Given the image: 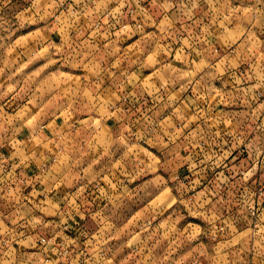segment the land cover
I'll list each match as a JSON object with an SVG mask.
<instances>
[{
	"label": "rangeland",
	"instance_id": "1",
	"mask_svg": "<svg viewBox=\"0 0 264 264\" xmlns=\"http://www.w3.org/2000/svg\"><path fill=\"white\" fill-rule=\"evenodd\" d=\"M218 1L221 15L225 16L219 23V30L216 29L219 38L218 48L225 55L228 54L225 58L227 61L230 59L226 63L231 67L227 68L229 71L241 69L244 72V69L248 70L246 75H242L246 76V84L240 74L222 78L221 75L228 73H224L222 70L224 61L218 64L219 67L215 65L218 68L216 70L207 62L208 66L203 71V77L199 79L198 83L200 87L206 86L203 93L199 92V89L197 91V84L194 89L189 91L196 80V73L189 71L193 67L187 62L184 63L185 60L183 61L178 56L167 61V65L161 68V72L167 75V98L172 103L170 107L167 104V115L172 113L167 117V131L178 132L177 130H181L184 134L190 132L188 135L193 137L196 134L209 135L213 133L217 130L213 124L214 115L211 113L206 115L207 111H199V107L193 109V111L198 110L197 113L190 120L187 119L185 124L179 121L181 113H188L189 109L178 101L181 100L182 95H189L190 99L198 100V103H193L197 105L201 104L202 100L214 101L218 96H221L224 104L219 103V107L227 109L225 106H228V111L236 118L234 123L226 124L235 138L238 135L241 136V139L235 142L236 148L242 144L247 145L248 148V153L236 155V159L231 160L230 163L241 167H243L242 165L261 167V180H264V0ZM67 2L71 3L69 0H24L22 5L29 6L27 13L18 14L15 12L22 9V6L11 10L7 8L0 12V22L8 24L4 23L6 25L4 27L0 25V134L7 135V137L11 134L17 137L16 147L18 148L14 152L7 153L0 145V188L2 189L0 190V200L5 201V197L12 196L13 193L19 196L18 192H23V190L26 192V182L20 181L25 178L23 177L24 170L37 175V172H32L30 168L36 167L43 157L54 155L57 145L52 135H61L63 145L68 144L67 150H73L74 143L79 138L83 145L75 146L74 151L77 154L76 158L80 157V159L76 160L75 158L73 161H68L67 164L71 165L66 167L56 164L50 172L48 171L49 174L42 178L37 175L39 179L45 180L46 185H50L52 182L57 183L54 184V191L51 186L48 190H43L50 194L51 198L43 199L39 193L31 195V201L24 199L27 201L26 206L30 213H36L38 210V214L41 216H35L37 227H40L38 230L40 234L57 232L56 230L62 223V209L70 211L71 202L74 203L76 196L83 195L85 189L90 187L93 182L100 180L102 176L101 180L112 185L110 200H123L121 210L116 214L118 220L113 218L115 215L110 216V203L106 205L107 207L103 206L104 201L94 204V210L99 208L103 213H107L113 224H115L114 222L118 226L121 223L125 224V230L137 228V224H133L137 219L140 229L168 230L167 237L161 238L159 246L152 253L153 256L148 257V254H141L140 257L132 252L133 247L128 246L127 249L118 244L117 246L113 245L102 264H198L196 256L199 247L206 244L209 238L208 236L200 238L198 225L202 223V219L198 215L200 211L195 209L197 204H193L194 200L191 196L189 197L190 201L188 200V195L182 193L178 184V182H183L174 178L176 170L179 169L177 161L180 159L170 158V154L167 153V161L164 160L165 158L160 152L164 150L166 143L160 138L151 140L142 138L133 141L131 139L133 131H135V124L131 123L133 115L128 119L130 123L125 121L120 124L121 121H116L114 112L110 115V112L107 111L106 114L108 113L111 117L103 120L95 119L92 116L83 120L85 109L78 111L77 115L74 114L75 98L89 95L85 94L84 89H78L83 92H75L70 89L72 85L77 88L83 87V78L74 75L75 72L83 73L85 70L96 67L101 69L106 65L110 67L112 62L106 64L105 60L90 61V52L95 53L99 50L98 48L89 49L83 44L79 47L73 46L68 35L63 34V29H59L60 34H56L58 26L51 23V20L56 16L55 23H57L58 19L66 17L64 12H61L60 16L59 11L63 10L62 8L67 5ZM17 4L19 5V2ZM131 41H133L132 37L128 39V43ZM153 46L148 41L141 39L127 46L126 51L129 53L132 50L131 53L135 54L133 56L139 58L144 56L145 61L142 63L145 68H152L158 63L154 58L155 53L161 51L158 46L157 48H153ZM211 58L213 57H209V60ZM256 58L257 60H255ZM163 76L161 75L162 81ZM147 78H151V75ZM244 85H250V93L248 92L246 95L243 91ZM187 86L190 88L187 89ZM257 91L261 92V96L258 98ZM248 94L251 95V103H249ZM245 101L246 107L243 108ZM128 104L130 106V103ZM249 104L250 108H248ZM131 111L129 110V112ZM78 115L80 118H77ZM194 116L196 118L201 116L199 118L205 120L206 125H200L196 129V126L192 124L196 121ZM209 116L212 118L207 119ZM56 119L59 120L58 123ZM197 121L199 122V120ZM177 122L180 125L184 124L182 129L176 124ZM30 133H32L31 137H29ZM25 135L26 138L23 137ZM82 141L88 144L90 149L97 151L101 148V152H104L101 154V159L99 158V164L105 166V174L95 175L94 172H91L92 170H88L90 165L85 167L84 155L80 152L84 146ZM172 143L181 146L180 155L186 156L191 153L192 156L199 158L193 163L211 164V153L202 156V152L197 151L199 144L196 141H191L188 137L184 138L180 144L170 141L167 142V150L173 146ZM134 148H137L140 153L137 158L128 155ZM23 151L24 153L28 152V155L25 156ZM170 151L173 153L174 150ZM21 152L24 155L20 156ZM32 152L37 153L32 154ZM53 158H49V162L44 163V169L49 168L50 163L57 162V159L52 160ZM202 158H205V161H200ZM219 163L221 160H218L217 164ZM67 167H69L68 171H66ZM45 172L42 174L45 175ZM56 174L59 177L52 176ZM122 178L124 186L120 183ZM8 189L12 191L9 195ZM38 191L36 190V192ZM2 194L3 196H1ZM15 199L17 198L15 197ZM0 213H5L3 205L0 206ZM133 214L136 215L135 220L133 221L132 218L128 220ZM15 215L17 214L15 213ZM20 217L21 215L18 214L17 218ZM8 221L0 220V264H37L40 255L28 250L33 245L32 241L35 238L33 233L30 237H19L16 235L19 230L10 231L7 229V226L12 228L18 226L19 228V221ZM82 223L80 222L78 227ZM241 229V225L237 226L233 239L231 238V242H233L231 246L226 243L223 245V250L218 252L216 250V254L219 256H213V244L209 242L208 245H204L206 255L203 257V264L225 260L222 253L226 248L250 245L251 230L241 232ZM181 230H183L182 233ZM7 235L10 236V241L6 245H10V249L5 251L6 247H1L3 244L1 238ZM148 240L151 241V239ZM165 240H167V248L164 247L163 250L161 247ZM260 243L257 240L254 242L255 245H261L262 243ZM14 246L17 251L13 249ZM18 247L26 249V253ZM241 256L244 257L243 253ZM232 257L238 260L236 253Z\"/></svg>",
	"mask_w": 264,
	"mask_h": 264
},
{
	"label": "crops",
	"instance_id": "2",
	"mask_svg": "<svg viewBox=\"0 0 264 264\" xmlns=\"http://www.w3.org/2000/svg\"><path fill=\"white\" fill-rule=\"evenodd\" d=\"M23 1L24 0H0V12L5 11L7 8H10L11 10L13 8H18V6H22V9H19L18 12H15L18 14L27 13L29 10V6H23ZM69 1H71V3L69 2V5L71 7L76 6L79 8L78 15H70L69 12L60 10V16L64 12V14H66V17L58 19L57 23H55L56 16L54 17L55 19L53 18V20H51V23H53L55 26H58L56 34H60L59 29H63V34L66 33L68 35L70 43H72L73 46L79 47V45L83 44V46H88L89 49L94 47L98 48L99 50L97 52H90V61L105 60L106 64L112 62L110 67H107L106 65V67H102L101 69L96 67L95 69L90 68L88 70H85V72L83 73L75 72L74 75L83 78V87L77 88L72 85L70 89L75 90V92H81L82 90L78 91V89H84L85 94L88 93L89 95L83 98H75L74 114L77 115L78 111H80L81 109H85L83 120L88 119L91 116L95 119L103 120L107 119L108 117H111L110 115H112V113L114 112L115 117L117 118L116 121L118 122V120H120V124H123L122 122L125 121L128 123V119H130V116L133 115L131 123L132 125L135 124V131H133V137L131 139L133 141L141 140L142 138L146 140L158 138L162 139V141L166 143V145L164 146V150L160 152L164 156V160L167 161V153L170 154V158H174L175 160L180 159L177 161L179 163V169L176 170V173L182 174L183 172L188 170L189 175H187V177H193V184H189V182H187V184L178 182L179 186L181 187L182 193L184 192L185 195H188V200L190 201L189 197L192 196L190 195V193L193 191V188H200L201 185L204 184L205 180L211 174H215V171L219 174H222L224 170H218L216 168L217 165L193 163V161L197 159V157L192 156L190 154L186 156L180 155L179 152L181 146L177 143H175V145L174 143H172L173 146L169 148L170 150H174L172 153L170 150H167V142H179L180 144L182 143L184 138L188 137L191 141H196L197 143L200 140L204 141L205 137H208L215 144V142H219V140L217 138L214 139V137H217L219 135V131H223L225 128H227L226 124L228 122L234 123L236 118L233 114L228 111V106H225L227 109L222 106L219 107V103L221 105L224 104L222 102V99L220 98L221 96H218L217 99L214 101L202 100L203 102L201 104L194 105L193 103H198V100L196 101L190 99L188 97L189 95H182V98L178 101V103L185 105L189 109V111L188 113L182 112L181 116H179V121L185 124L187 119L190 120V118H192V116L196 114L198 110L202 112L207 111L206 115H210L209 113H211V115H214L213 124H215V129L217 130H215L209 135L196 134L195 137L189 136L188 133L190 132L184 134V132L181 130H177L178 132L170 130L167 131V117L172 114L170 113L169 116L167 115V104L168 107H170L172 103L167 98V75L161 72V68L162 66L167 65V61L175 59L176 56L180 57V59H182L183 61L185 60L184 63L187 62L190 66L193 67V69L189 71H194V73H196V80H194L192 87L190 88V86H187V89L190 88L189 91H191V89H194L195 86L198 85L197 91L199 89V92L201 93H203V89L206 86L200 87V84L198 83L199 79L203 77V71L206 70L205 68L208 66V64H211L214 70H216L218 69L217 66L219 67L218 64H220L221 61H224L223 63L225 64H223L224 67L222 70L224 73H228L227 75H221L222 78H226L228 76L231 77L233 75H237V73H239L241 76L246 75L245 73H247V69H244V72H242L241 69H238L236 71H229L227 68L231 67H229V65L226 63L230 61V59L227 58L229 59L227 61L225 58L228 56V54L225 55V53H222L220 51V48H218L219 38L216 34V29L217 31L219 30V23L222 19L225 18L224 15H221L219 1ZM17 2H19V5L17 4ZM65 19L66 21H64ZM132 21L139 22L141 24L140 28H135L134 22ZM4 23L0 22V25H2L3 27L8 25L6 23V25H4ZM126 23L127 25H129V29L127 30L122 27V25ZM54 37H56L55 34ZM130 37L133 38V41L128 43V39H130ZM141 39H144L148 41V43L153 44V48H157L158 46L161 50L155 53L154 58L158 63L152 68H145L144 64L142 63V61H145L144 56L139 58L133 56L135 54L134 52L131 53L132 50L129 53L128 51H126L127 46H130L131 44H134L135 42ZM209 57L213 58L209 60ZM255 60H257V58ZM202 66L204 67V69ZM149 75H151V78H147V76ZM161 75H164V82L161 80ZM242 77L244 78V82L246 84V76ZM246 90L250 92V85L243 86V91L245 95ZM248 96L249 103H251V95ZM244 98H246V96H244ZM127 99L129 101L128 103H130V106L127 103ZM63 103L64 102H62V104ZM196 107H199L198 110L193 111V109ZM245 107L246 101L243 105V108ZM248 108H250V104ZM209 109L210 111L208 112ZM129 110L132 111L129 112ZM107 111L110 112V115H108V113L106 114ZM199 117H195L196 121L192 123L193 126H196V129H198V126L200 125H206L205 120H202ZM77 118H80V115H78ZM125 118L127 119L125 120ZM210 118H212V116H209V118L207 119ZM197 120H199V122ZM56 122L58 123L59 120L56 119ZM176 124L179 125L180 129H182L184 126V124L180 125V123L178 122ZM223 125L225 127H220ZM226 130L230 131L231 129L227 128ZM31 136L32 133H30L29 137ZM52 136L53 138H55L54 141L57 147L54 151V155L51 157H54V160L56 158L57 162L50 163L49 168H46L47 172H45L46 169L43 168V166L45 165L44 163L49 162V158L51 157H43V160H41V162H39L36 167L30 168L32 172H37V175H39L41 178L42 176H46L47 174H49L50 170H52V167H55L56 164L57 166L60 165L61 167L70 166L71 164H67V162L70 160L73 161V159L75 160V158L77 157V154L74 151L75 146L80 147V145H83L81 144V140L78 138L77 141H75L74 143L75 146L73 150H67L66 147L68 144L64 142L65 144L63 145V138L61 135L54 134ZM23 137L26 138V135ZM16 138L17 137L12 136L11 134L8 137L7 135L0 134V145L5 152L10 153L18 149L16 147ZM220 139L222 140L223 138L221 137ZM83 141L85 142L84 138ZM83 141L82 143H84ZM212 142L211 144H213ZM181 145L183 146L184 144ZM177 146L179 151L178 149H176ZM101 151V148L97 151L94 149L92 150L90 149L88 144L85 143L82 149L80 150V152L84 155V162H86L84 163L85 167L90 165V168L88 170H92L91 172H94L95 175H101L106 173L105 166L99 164V158L101 159V154L104 153ZM23 153L21 152L19 155H28V152H25L24 154ZM34 153L36 154L37 152H32V154ZM139 154L140 153L138 152L137 148H134L133 151H131L128 155H131L132 158H137ZM204 154L209 155V151L202 152V156ZM212 155L216 156V153ZM78 159H80V157L76 158V160ZM39 165L41 166L39 167ZM68 168L69 167H67L66 171H68ZM43 172H45V175L42 174ZM61 174L64 175L65 173ZM37 175H34L33 173L28 172L27 170H24L23 177L25 178L20 181L23 183L26 182V192H24V190L23 192H18L19 196H16L15 193H13L12 196L5 197V201L3 199L0 200V206L3 205L5 209V213H0V220L19 221V228L18 226H15L14 228L7 226V229H9L10 231H13V229L14 231L19 230V233L16 234L19 237H30L32 236V233L33 236H35V230L37 229V232H39L38 230L40 229V227H37L38 224L35 222V216L41 217L38 214V210L36 213H30L28 207L26 206L27 201L32 200L30 196H34V194L38 195L40 193L43 199H46V197L51 198L49 196L50 194L43 192V190H48L49 186H51L54 191V184H57L52 182L50 185H46L45 180L39 179V176ZM52 176L59 177L58 174ZM101 178L103 179L102 176L100 177V180ZM120 183L121 185H123V178L121 179ZM106 185L108 186V184ZM111 187L112 185L108 186V188ZM34 188L39 191L36 192ZM0 190L2 189L0 188ZM10 191L11 190H9L8 195L9 193H12V191ZM199 194L200 193L198 192L193 195V204H197V207H195V209L198 210V212L200 211V214L198 215L200 216V219H202V225H198L200 227L198 232L201 236L200 238H204L205 229L207 224L210 222V217L212 213L207 215L206 211L201 209L204 206L205 199ZM1 196H3V194ZM110 196L111 193L107 195L106 203L103 206H106L110 203V216L112 217V215H115V217L113 218L115 220H118L116 214L118 213V211L121 210L123 200H110ZM15 197L17 199H15ZM25 198L27 199V201L24 200ZM15 213L17 215L20 214L21 217L17 218V215H15ZM95 214L96 211L92 213L93 216H90L91 218H88L86 220V223L90 228H95L98 223L96 222L98 220L94 216ZM106 216L108 218H106ZM110 216L106 213L105 222L100 221L103 224L100 226L101 229H106L107 234L111 235V238H113L115 241L114 245L117 246L119 244L126 248L128 246L131 248L133 247L131 249L132 252L136 253L137 255H140V257L141 254H148V257L153 256L152 253L154 252L155 248L159 246V241L161 240V238L167 237L168 230H159L155 228L140 229V225L139 223H137L138 219L136 220V222H133V224H137V228L125 230V224L123 225V223H121L119 226L116 222H114L115 224H113V221L110 220ZM135 217L136 215L134 216L133 214L128 220L132 218V220L134 221ZM182 231L183 230H181V233ZM148 239H151V241H149ZM211 241L209 238L207 243L210 242L211 244H213V256H219L216 254V250L218 252V249H221V247L223 248V245L220 243H214L213 240ZM207 243L204 245H208ZM204 245L199 247V251L196 256L198 264H203V257L206 255V253H204L206 249ZM164 247L167 248V240H165V243L163 242L161 248H163L164 250ZM226 253L232 255L233 252L231 250H227ZM200 254L201 256H199ZM214 262L212 264H214ZM261 262L262 260L260 259V263Z\"/></svg>",
	"mask_w": 264,
	"mask_h": 264
},
{
	"label": "built area",
	"instance_id": "3",
	"mask_svg": "<svg viewBox=\"0 0 264 264\" xmlns=\"http://www.w3.org/2000/svg\"><path fill=\"white\" fill-rule=\"evenodd\" d=\"M62 9L69 12L70 15H78L79 12V8L76 6L71 7L69 2ZM140 25L139 22L134 21L135 28H140ZM127 26L129 27L127 23L122 25L125 30H127ZM248 92L246 90V94ZM256 96L257 98L258 96L260 97L261 92L257 91ZM223 131L217 137H214V139L217 138L219 140L215 144L208 137H205L204 141H198L197 144L199 146L197 151H209L211 155L216 153V156L212 155L210 159L211 165H217L216 168L220 171L224 170V172L219 174L215 171V174H211L200 188H193L190 195L193 197L195 193L199 192V195L205 199L204 206L201 209L206 211L207 215L210 213L212 215L210 222L206 226L204 236H208L214 243L222 245L229 243L231 246L233 243L231 242L232 237L239 225L242 228L241 232L251 230L250 245L233 246L232 249L226 248V250L233 252L232 255L226 253V250H224L222 257H225V260H216L214 264H263L264 180H261L262 170L261 167L255 168L248 165H242L243 167H241L240 165L231 164V160L236 159V155L248 153V148L245 144L236 148L235 142L241 139V136L238 135L235 138L230 131ZM221 137L223 138L222 140L220 139ZM188 154L191 155V153ZM226 159L227 161H225ZM202 160L205 161V158H202ZM218 160H221V163L217 164ZM188 173V170L182 174L176 173L174 178L186 184L187 182L193 184V177L188 178ZM106 184L103 180L93 182L90 187L85 189L83 195L76 196L74 203L71 202L70 207L72 208L70 211L62 209V223L57 232L48 234L36 233L32 241L33 245L28 250L32 251L31 253L40 255L37 264H102L115 244L114 239L111 238V235L107 234L106 229H101L100 227L103 225L102 222H105L106 213H103L99 208H95L94 210V204L102 203L103 201V205L106 203L107 195L110 193L109 185L107 186ZM9 190L7 191L9 192ZM95 211L96 214L94 216L98 220L96 221L98 223L95 228H90L86 220L91 218L90 216H93L92 213ZM106 218L108 217L106 216ZM80 222L83 223L78 227ZM1 239L3 243L1 247H6L5 251L9 250L10 245L6 244H9L10 236L7 235ZM255 240L262 244L255 245ZM13 242L15 243L14 239ZM13 249L16 250V247L14 246ZM18 249L21 248L18 247ZM223 249L221 247L218 251ZM21 250L24 253L27 251L26 249ZM235 253L238 260L232 257ZM241 253H243L244 257L241 256ZM260 259L262 260L261 263Z\"/></svg>",
	"mask_w": 264,
	"mask_h": 264
}]
</instances>
